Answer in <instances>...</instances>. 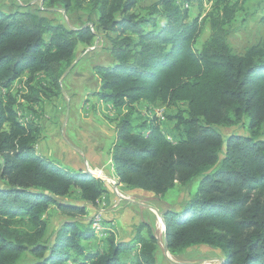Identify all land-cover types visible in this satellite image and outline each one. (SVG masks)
I'll list each match as a JSON object with an SVG mask.
<instances>
[{
  "label": "trees",
  "instance_id": "obj_1",
  "mask_svg": "<svg viewBox=\"0 0 264 264\" xmlns=\"http://www.w3.org/2000/svg\"><path fill=\"white\" fill-rule=\"evenodd\" d=\"M138 2L42 0L39 14L0 9V264H158L148 223L126 242L111 229L98 237L82 217L106 185L37 155L40 128L25 119L61 97L62 76L96 37L109 59L91 68V96L116 113L109 157L118 186L161 198L196 181L179 210L161 213L168 253L205 246L223 264H264V38L234 52L236 4L222 1L198 22L178 0ZM52 7L85 9L87 25L68 28L47 16ZM204 25L209 37L195 49ZM23 77L25 91L14 93ZM140 104L167 111L169 138L156 118L137 120ZM238 126L243 134L219 131ZM52 208L63 223L50 233Z\"/></svg>",
  "mask_w": 264,
  "mask_h": 264
},
{
  "label": "rangeland",
  "instance_id": "obj_2",
  "mask_svg": "<svg viewBox=\"0 0 264 264\" xmlns=\"http://www.w3.org/2000/svg\"><path fill=\"white\" fill-rule=\"evenodd\" d=\"M156 1L157 0H139L138 8L141 6H149ZM222 1L236 4L238 10L232 26L234 32L230 34L231 36L229 38L230 45L234 52L242 53L245 48L264 38V0H203L201 8L196 3L188 7L186 3L182 4L184 2L183 0H178V4L183 8H189L187 10L189 21L198 19V22H200L204 15L211 11L217 4L222 5L223 3H220ZM19 7L39 14L40 10L43 8L42 0H0V9L13 11L19 9ZM50 11L51 13L47 14L48 17L55 20L57 19L58 21L61 20L68 28L73 30L79 29L82 25H87L89 19L85 9L66 13L61 7H52ZM90 18L93 21L96 20L94 15L90 16ZM208 34L209 30L207 25L202 26L194 44L195 49L201 48L202 44L208 39ZM106 45L105 40L99 38L96 39L91 47L92 50L86 51L90 49L87 48L78 54L75 70L69 74L71 71L70 68V71L68 70L62 78L61 97L59 99H53L52 101L43 102L42 105L37 108L38 110L35 114L26 115L25 119L28 121H35L39 125V141L45 139L47 141L45 145L49 146L54 144L57 148L63 146H65V148L66 146L71 148V146H74L76 150H79L80 148L78 146H84V144L95 145V147L96 145H102L103 149L110 144V141L111 144H113L115 132H111L112 129H110L109 126L112 128L115 126L114 122L111 120L116 113L107 110V106L103 108L99 107V109L96 107L95 109L98 110L97 122L101 124L106 122L109 124V126L106 127L107 129L105 131L103 130L100 134L95 133V128L89 129L85 127L81 128L82 131L79 132L76 128L80 127L83 123L82 121H76L74 119L75 115L73 112H71L69 116V123H67L68 120L66 118L69 96H74L75 100H77L73 108H70L71 111L74 112H77L76 110L78 107L88 101H98L95 97L91 96V93L96 90L97 86V80L93 77L91 68L95 64L106 65V63H108L109 58L104 52ZM23 82L24 80L21 79L19 82L15 83L12 87V91L14 93L18 92L17 94H22L25 91ZM53 108H60L57 123L53 120L56 117L51 114L52 112L50 109ZM135 110L137 115L134 116L137 120L140 118L142 120L151 117L156 118L163 133L169 138L171 123L165 118L167 115L166 110L154 109L146 107L145 105L142 106L141 104L136 106ZM125 111V108L121 110L122 113ZM52 126H56V128H50ZM219 131L223 136L229 133L243 134L245 132L241 126L229 130L220 129ZM111 136H113V139ZM100 155L102 159H104L106 151ZM80 158L81 157L75 156V160H80ZM46 159L56 166L62 168L67 167L66 164L61 162V159L64 160L68 158H59L57 153H50ZM82 162L84 161L82 160ZM106 166L107 165H105L103 169H91L87 162L84 163L83 166L88 172L92 173V177L104 182L107 188V193L102 197L101 202L95 207L87 206V213L82 217L83 220L92 221L93 224H97V230H95L97 231V235H99L98 237L102 235L100 233L101 230L111 229L115 234L116 240L126 242L130 240L136 227H138L140 223H148L152 226L154 235L156 239H158V254L155 257L158 264H221L223 262L218 251L211 247H193L176 255L168 253V250L165 249L164 221L161 217V213L166 211V209L179 210V208L194 195L197 187L196 181L186 186V188L175 186L173 190L168 191L160 198L154 197L147 192L144 193L139 190H128L118 185L115 186L114 182L116 180L110 176L109 169ZM70 171L74 172L72 170ZM47 218L50 221L48 229L50 233L54 232L63 223V218H61L54 208L48 211ZM100 223H104V226L102 227ZM26 259L29 260L30 257L28 256Z\"/></svg>",
  "mask_w": 264,
  "mask_h": 264
},
{
  "label": "crops",
  "instance_id": "obj_3",
  "mask_svg": "<svg viewBox=\"0 0 264 264\" xmlns=\"http://www.w3.org/2000/svg\"><path fill=\"white\" fill-rule=\"evenodd\" d=\"M21 79H24V77ZM68 99H69V104H68V107L66 108V113H67L66 118L68 120L67 123H69V116L71 115V112H73L75 115L74 119L76 121H78V120L82 121V123H83L80 127L76 128L79 130V132L82 131L81 128H83V127L89 128V129L95 128L96 132L95 131H92V132H95L97 134H100L101 132H103V130L105 131L107 129L106 127L109 126L108 123L104 122L103 124H101V123L97 122L98 110H95V109H96V107H97V109H99V107L103 108V107L107 106V110L115 112V110L112 108L111 105L102 104V102H100V101H95V102L94 101L93 102L88 101L85 104L79 106L78 109L76 110L77 112H74V111H71L70 108H73V106L77 100H75L74 96H71V97L69 96ZM94 105H95V107H94ZM59 109L60 108L50 109L52 112L51 114L56 117L53 119V120H55V123H57V121H58L59 112H60ZM89 111H90V113H89ZM109 127H110V129H112L111 132L114 131V127L113 128L111 126H109ZM50 128L54 129V128H56V126L55 127L52 126ZM111 138L113 139V136H111ZM46 142L47 141L45 139H43V141L41 140L38 143V145L36 146L37 155L47 158V156L50 153H54V154L57 153V156L59 158L66 157L69 160L68 159H64V160L61 159V162L63 164H66V166H67L64 168H66L68 170H72L74 172H82L83 173L84 171H87V169H85L83 167L84 163H86V162L91 169L92 168L93 169H103L104 166L107 165L106 167L109 169L110 176L113 177V179H114V173H113V169L111 167V160L109 157V150L112 146L111 141H110L111 145L108 144L106 148L104 147L105 150L102 148V145H99V146L96 145V147H95V145H85L84 144V146H78L80 149L76 150L74 146H71L72 149L69 146H66V148H65V146L57 148L54 146V144L49 145V146L45 145ZM103 150L106 151V155H105L104 159H102V157L100 155L101 153L104 152ZM74 152H76L77 154ZM75 156L81 157L84 162H82L81 158H80V160H75Z\"/></svg>",
  "mask_w": 264,
  "mask_h": 264
},
{
  "label": "water",
  "instance_id": "obj_4",
  "mask_svg": "<svg viewBox=\"0 0 264 264\" xmlns=\"http://www.w3.org/2000/svg\"><path fill=\"white\" fill-rule=\"evenodd\" d=\"M96 38L99 39L98 37H96ZM89 50H92V48H90V49H88V50H86V51H89ZM77 61H78V60H76V61L74 62L73 65H75V64L77 63ZM65 74H66V73H65ZM65 74H64V75H65ZM64 75H63V76H64ZM63 76H62V78H63ZM61 82H62V80H61ZM85 173L88 174V175H91V176H92V173H91V172L86 171ZM114 185H115V186L118 185L116 181L114 182ZM164 233H165V225H164ZM164 239H165V236H164ZM165 243H166V239H165ZM165 249L167 250V246H166V244H165ZM221 264H223V262H222Z\"/></svg>",
  "mask_w": 264,
  "mask_h": 264
},
{
  "label": "built area",
  "instance_id": "obj_5",
  "mask_svg": "<svg viewBox=\"0 0 264 264\" xmlns=\"http://www.w3.org/2000/svg\"><path fill=\"white\" fill-rule=\"evenodd\" d=\"M93 226H94V228L97 230V227H96V226H97V224L95 223Z\"/></svg>",
  "mask_w": 264,
  "mask_h": 264
}]
</instances>
